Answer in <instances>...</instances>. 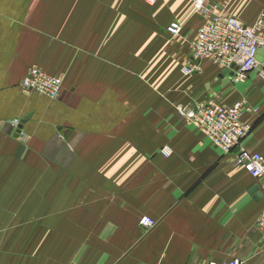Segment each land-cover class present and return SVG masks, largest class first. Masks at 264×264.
<instances>
[{
  "label": "crops",
  "instance_id": "crops-1",
  "mask_svg": "<svg viewBox=\"0 0 264 264\" xmlns=\"http://www.w3.org/2000/svg\"><path fill=\"white\" fill-rule=\"evenodd\" d=\"M209 2L247 25L264 14V0ZM93 3L0 0V223L30 238L0 264H264L259 180L176 110L244 99L242 146L264 160V81L224 83L207 60L182 72L201 24L191 0ZM31 65L61 75L56 99L20 90Z\"/></svg>",
  "mask_w": 264,
  "mask_h": 264
},
{
  "label": "built area",
  "instance_id": "built-area-1",
  "mask_svg": "<svg viewBox=\"0 0 264 264\" xmlns=\"http://www.w3.org/2000/svg\"><path fill=\"white\" fill-rule=\"evenodd\" d=\"M152 1V0H151ZM193 13L201 19V24L190 42L191 60L182 69L184 74L196 71L195 61L207 60L221 71L229 69L233 76L231 83H242L249 73L255 71L264 81V14H259L250 25L229 14L224 7L209 0H191ZM166 31L177 36L182 26L177 22L167 25ZM260 52V53H259ZM260 54L261 59L258 60ZM61 79L44 74L39 68L31 67L23 77L20 87L23 92H34L49 97L59 93ZM176 110L185 122L201 132L223 154L234 155L235 163L242 166L256 180L264 179V160L260 153L252 152L242 146L251 133L252 125L243 120L245 112L251 109L244 99L225 105L214 98L201 102L177 105ZM19 121H16L18 124ZM172 149L165 145L160 149L163 156L170 155ZM264 190V184L261 185ZM139 224L148 229L155 224L149 216H142ZM256 228L264 245V208L256 219ZM209 264H215L210 262ZM225 264H241L232 258Z\"/></svg>",
  "mask_w": 264,
  "mask_h": 264
},
{
  "label": "rangeland",
  "instance_id": "rangeland-1",
  "mask_svg": "<svg viewBox=\"0 0 264 264\" xmlns=\"http://www.w3.org/2000/svg\"><path fill=\"white\" fill-rule=\"evenodd\" d=\"M91 1V4H94L93 3V0H90ZM84 2H85V0H84ZM152 56V55H151ZM155 60V59H154ZM153 60V62H155ZM154 65V66H153ZM37 67V68H39V70L40 71H42L44 74H48V75H50V76H53V77H59L60 79H61V85H60V90H59V93H58V95L56 96V97H49V96H46V95H44V94H39V93H34V92H28V91H26V92H23V90L21 89V87H20V90L24 93V94H27V95H30V94H38V95H44V96H46V97H48V98H50V99H56L60 94H61V91H62V88H63V78L61 77V75H57V74H50V73H48V72H46V71H44L43 69H41L38 65H31L29 68H31V67ZM155 66H157V64L155 65L154 63L152 64V61L150 62V72H152L153 70H152V67H155ZM28 68V69H29ZM28 69H27V71H28ZM27 71H26V73H27ZM25 73V74H26ZM25 76V75H24ZM23 76V77H24ZM23 79V78H22ZM152 79V78H151ZM152 80H154V79H152ZM22 81V80H21ZM20 84H21V82H20ZM18 120V119H17ZM17 120H14L13 121V123L14 124H16V121ZM7 220L3 223V224H5V225H7ZM2 223H0V225H1ZM2 224V225H3ZM18 225V227H16L15 229H13L14 228V225ZM14 223V222H12V221H10L9 223H8V225L6 226V229H8L9 230V228H11V230L8 232L7 230H6V232H3V236L2 237H0V260L1 261H6V260H12V258H13V256H15V254H11V253H5L4 252V250H9V249H13V247H16V245L17 244H19V241H20V243L22 244V245H27L28 243H29V241H30V238H29V236H22L20 239L19 238H14L13 236L16 234V233H18L17 231H21L22 232V235H26L27 234V230H28V228H24V226H22V225H19V223ZM23 225H24V223H23ZM2 227V226H1ZM29 227V226H28ZM13 229V230H12ZM16 230V231H15ZM2 234V233H1ZM7 234V235H6ZM23 248V247H22ZM22 256H24L23 258H22V260H28V256H25V255H22ZM27 257V258H26ZM25 258V259H24Z\"/></svg>",
  "mask_w": 264,
  "mask_h": 264
},
{
  "label": "water",
  "instance_id": "water-1",
  "mask_svg": "<svg viewBox=\"0 0 264 264\" xmlns=\"http://www.w3.org/2000/svg\"><path fill=\"white\" fill-rule=\"evenodd\" d=\"M257 58H258V60L261 59L260 54L258 55ZM232 76H233V71H230L229 69H225L219 74V77L221 79H223L224 83L227 82ZM263 184H264V179L259 180V185H263ZM257 189H258V187L254 186L251 189L250 193L254 194V196L257 197V198H261L262 197V193L258 192Z\"/></svg>",
  "mask_w": 264,
  "mask_h": 264
}]
</instances>
